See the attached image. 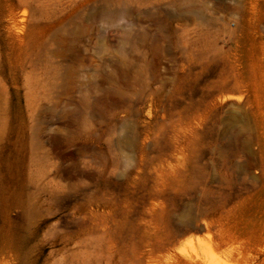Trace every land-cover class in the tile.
I'll return each mask as SVG.
<instances>
[{
	"label": "rangeland",
	"instance_id": "374dc122",
	"mask_svg": "<svg viewBox=\"0 0 264 264\" xmlns=\"http://www.w3.org/2000/svg\"><path fill=\"white\" fill-rule=\"evenodd\" d=\"M0 264H264V0H0Z\"/></svg>",
	"mask_w": 264,
	"mask_h": 264
}]
</instances>
